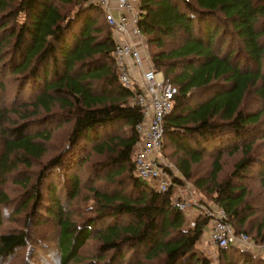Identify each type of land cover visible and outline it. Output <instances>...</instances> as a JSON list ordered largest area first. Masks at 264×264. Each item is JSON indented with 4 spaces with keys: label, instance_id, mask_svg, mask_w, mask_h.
Returning <instances> with one entry per match:
<instances>
[{
    "label": "trees",
    "instance_id": "1",
    "mask_svg": "<svg viewBox=\"0 0 264 264\" xmlns=\"http://www.w3.org/2000/svg\"><path fill=\"white\" fill-rule=\"evenodd\" d=\"M141 4L151 61L178 89L164 121L163 149L174 148L182 176L174 175L167 191L136 173L143 110L119 78L115 33L103 10L92 0H0L1 179L20 164L31 167L46 153L42 141L55 128H68L65 146L43 165L23 205L36 199L26 228L0 234V264L25 249L28 256L78 264L79 250L93 237L101 251L113 250L114 264H215L198 248L210 218L197 214L188 221L173 205L174 186L192 180L193 166L206 158L212 159L210 174L195 183L226 210L235 231L264 242V212L256 205L264 201V0ZM7 45L12 58L6 61ZM8 75L17 88L6 103ZM19 108L29 115L16 124L10 113ZM91 153L101 159L90 180L106 178L114 187L103 191L92 183L95 212L75 222L66 202L79 195L80 169ZM226 155L237 158L224 172ZM9 201L1 193L0 203ZM49 220L57 230L34 237L32 229ZM216 252L218 264H264V255L239 246Z\"/></svg>",
    "mask_w": 264,
    "mask_h": 264
},
{
    "label": "built area",
    "instance_id": "2",
    "mask_svg": "<svg viewBox=\"0 0 264 264\" xmlns=\"http://www.w3.org/2000/svg\"><path fill=\"white\" fill-rule=\"evenodd\" d=\"M92 3L103 10L114 30L119 78L126 88L134 91V104L143 110V118L137 125L140 143L135 154L136 173L151 182L155 189L167 191L172 181L162 156L164 121L173 110L178 89L172 79L156 69L151 61L146 36L140 27L143 17L141 0H92ZM173 205L185 213L194 207L197 214H206L210 222L205 227L204 236L216 247L239 246L264 255V246L253 245L249 235L235 231L223 207L191 204L178 198L173 200Z\"/></svg>",
    "mask_w": 264,
    "mask_h": 264
},
{
    "label": "rangeland",
    "instance_id": "3",
    "mask_svg": "<svg viewBox=\"0 0 264 264\" xmlns=\"http://www.w3.org/2000/svg\"><path fill=\"white\" fill-rule=\"evenodd\" d=\"M98 23L102 25V21L99 20ZM147 41V38H146ZM148 45V41H147ZM8 50V45L5 47V50ZM148 50L150 53V57L152 54V49H150V46L148 45ZM5 55H7L6 61L11 59V53L10 49L5 52ZM162 71V70H160ZM14 77L11 78L10 75L6 78L7 83V92H5L4 96H2L3 100L5 101L4 97L7 98L6 103L11 102L14 97L16 96V88L17 83L14 82ZM6 95V96H5ZM2 100V101H3ZM29 109V108H28ZM27 109H21L19 108L18 111L15 113H10L11 122H14L16 124H21L25 121V116H28V110ZM46 114L43 113L41 116H45ZM41 119L40 117L35 118L34 120ZM27 121H33L32 118L27 119ZM9 126V124L7 125ZM67 126L61 125L59 128H55V130L52 132V135L50 136L49 140L42 141V143L46 146V153L42 156L40 160H32V166L25 168L23 164L19 165V168L11 174L7 175L6 177L2 176V179L0 177V198L1 193H5L8 195L10 201L6 204L0 203V209L3 211V222L0 226V234L4 232H11L13 230H20L25 229L24 221L28 213L33 212L36 204V199L31 200L28 208H24V203L28 201L29 198L32 197V185H34L37 181V175L40 172V170L43 168V165L58 154V152L63 149L66 142V136H67ZM4 147H2L1 141H0V153L3 151ZM162 156L164 157V160L167 163V169L169 170V178L172 181V184L174 182V175H180L182 174L179 172V169L177 167V161L178 156L176 155L174 148L169 147L167 150L162 149ZM235 156H225L223 159L224 164V172L231 169L232 164L234 163ZM101 159L100 155L96 153H91L88 162L86 163L85 167L83 169H80V176L82 177V186L80 189L79 195L73 199L69 200L68 203L66 202V209H68V212L75 222H81L82 220L87 219L88 217H91V215L95 212L96 207V201L94 199V193L90 191L89 187H91L92 183H96L97 186L102 189L103 191L112 190L114 185L107 182L106 178H102L99 180H90V171H93L94 165L98 164V161ZM212 168V159L206 158L203 160L202 163L196 164L193 166V173L194 178L192 180H184L182 184L175 185V195L174 199L178 198L180 200H184L188 203H200V204H208L213 205L215 204L211 200V196L207 194L202 188H200L195 181L200 177H206L210 174V170ZM4 179V180H3ZM25 182L26 184L29 183L27 186L23 184ZM255 186H258V183L256 182ZM43 193L45 195V198L48 196L47 190L44 189ZM66 198V196H65ZM65 200V199H64ZM68 200V198H67ZM259 201L256 205L260 207L264 212V201L262 199H257ZM256 200V201H257ZM206 202V203H205ZM47 200L45 201V204H47ZM216 205V204H215ZM187 214L188 221H192L194 217L196 216L195 208L192 207ZM42 215H45V211L42 212ZM264 214L260 213L259 217L261 218ZM43 219V217H42ZM32 227V226H31ZM58 226L52 221L49 220L45 223V225H40L39 227H34L32 229V233L34 234V237L39 238H47L52 234L54 231H56ZM31 229V228H30ZM49 244L54 247V244ZM252 244H257L260 247L264 246V242H258L255 238H253L252 235ZM101 241L98 240V238L93 237L89 239V241L79 250V256L82 258L81 261H79L78 264H114L112 263V255L113 250L109 252L101 251ZM199 249H202L206 254L210 255L214 258V263L218 264L216 261L217 257V247L207 238L203 235V240L198 245ZM258 248V247H257ZM28 250L25 249L22 251H19L16 256H14L11 260L2 263V264H22L24 261L31 260L32 264H58L57 259L50 258L48 254L46 256H28ZM35 250V249H34ZM263 251V250H262ZM128 258L131 256V253L129 252ZM48 256V257H47ZM103 258H102V257ZM45 259L43 260V258ZM141 257V256H140ZM47 259H50V261H47ZM138 259L142 260V257ZM137 260V259H136ZM125 261V262H126ZM74 264H76L74 262ZM145 264H157L156 262H149L145 261Z\"/></svg>",
    "mask_w": 264,
    "mask_h": 264
}]
</instances>
